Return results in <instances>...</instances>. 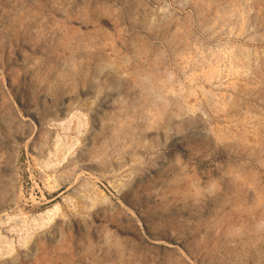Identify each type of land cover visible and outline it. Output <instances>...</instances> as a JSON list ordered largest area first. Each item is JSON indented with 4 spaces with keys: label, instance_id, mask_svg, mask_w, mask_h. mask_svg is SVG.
<instances>
[{
    "label": "rangeland",
    "instance_id": "374dc122",
    "mask_svg": "<svg viewBox=\"0 0 264 264\" xmlns=\"http://www.w3.org/2000/svg\"><path fill=\"white\" fill-rule=\"evenodd\" d=\"M0 264H264V0H0Z\"/></svg>",
    "mask_w": 264,
    "mask_h": 264
}]
</instances>
